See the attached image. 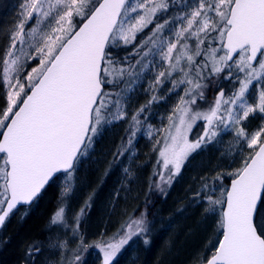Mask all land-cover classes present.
<instances>
[{
  "label": "snow or ice",
  "instance_id": "snow-or-ice-1",
  "mask_svg": "<svg viewBox=\"0 0 264 264\" xmlns=\"http://www.w3.org/2000/svg\"><path fill=\"white\" fill-rule=\"evenodd\" d=\"M175 8L176 0L171 6L169 0H25L23 18L0 61V227L18 205L32 204L61 177L64 194L70 191L73 174L94 139L106 125L127 116L130 96L120 85L129 79L134 83L144 69L159 63L164 70L150 87L166 80L171 91L187 87L168 116L157 160L168 174L155 173L160 181L156 187L164 191L161 184H170L191 152L222 130L234 129L237 143L247 145L248 156L235 171L215 177H231L230 185L220 187L219 197L215 181L212 188L206 185V191L197 193L207 201L209 212H216L217 205L221 209L222 238L202 264H264V124L249 132L243 123L256 112L264 114V0H187L171 19L157 18V13ZM28 20L37 26L26 32ZM153 23L150 34L134 44L137 34ZM26 38L31 41L28 53L22 50ZM129 44L138 59L125 65L114 59L113 50ZM31 60L38 61L37 66L22 73ZM221 73L238 86L228 95L219 88L214 102L200 110L197 101L206 100L203 90L210 87L204 81ZM254 82L260 91L258 102L250 104ZM157 99L153 96L131 116L130 136L118 155L132 146L141 116ZM197 121L204 122L202 135L189 140ZM65 213L64 206L58 207L50 224L69 228ZM79 227L78 216L70 239L52 245L70 254L66 264H81L79 252L88 248H99L102 264H113L134 238L149 232L143 213L103 243L88 244ZM73 242L76 247L69 248ZM39 252L30 245L27 254Z\"/></svg>",
  "mask_w": 264,
  "mask_h": 264
},
{
  "label": "rangeland",
  "instance_id": "rangeland-1",
  "mask_svg": "<svg viewBox=\"0 0 264 264\" xmlns=\"http://www.w3.org/2000/svg\"><path fill=\"white\" fill-rule=\"evenodd\" d=\"M185 2H187V0H176V8L166 14L157 13L158 18L163 16L164 18L171 19L174 12L179 13L181 3ZM24 3L25 0L22 1L18 9L15 21L16 26L23 18L22 12ZM169 3L171 6V0H169ZM160 22L163 21L160 20ZM154 23L151 24L150 30L154 27ZM46 24L47 21H45L44 24L39 25L41 30H45ZM36 26L37 25L33 20H28L25 23V31L27 32L30 27ZM11 36L7 51L12 43ZM30 42L31 41L26 38V42L22 48L23 52L28 53L31 51L28 47ZM17 49V54H19L21 46L17 45ZM136 59H138V57H136ZM136 59L132 64H135ZM149 59H151V57ZM155 59L159 62L158 56ZM37 64L38 61L36 60L29 61L28 66L22 69V73L24 71H30L31 67L37 66ZM162 70H164V68L157 63L154 67L144 69L140 78L135 80L134 83L129 79L127 85H120L121 88L126 90L125 94L130 96V100L126 106L127 116L124 119L114 120L111 124L106 125L102 134L94 139V143L88 155L83 157L77 166V169L73 174L74 179L71 181L72 185L70 191H68L66 195L64 194V186L66 182L62 177L55 185L51 186V189L48 192H44L37 200V202L45 200L40 215L45 221L49 220L50 231L54 233L51 242H47L42 247H39L40 252L44 250L43 252L48 255L45 257L46 260L44 264L46 262L47 264H61L62 260H64L66 264V261L71 258L67 251L53 248L52 245L58 241L70 239L72 235L71 229L76 226V218L78 216L80 225L79 231L84 235L88 244H95L103 243L112 238L118 233L121 226L130 218L139 216L141 213L144 214L145 211L143 212L140 208L138 209L139 202L136 200L137 197H139L138 188L146 189L148 185L151 172L153 171V164L157 163V160L159 159L158 149L162 147L164 143L166 129L169 125L168 116L173 114L174 109L180 102V97L184 95L185 87H187L186 85H181L175 91H171L172 84L167 80L156 88L150 87V85L154 83L157 73ZM224 75L225 73H221L219 77H210V87L207 89L205 88L209 100H214L216 91L219 90V84H222L223 81H228L223 79ZM173 78L179 79L178 76H174ZM224 82L223 84L225 85L223 86V89L225 90V94L228 95L229 91L233 89V83L230 81H228V83ZM116 91H119V89H116ZM259 91L260 84L254 82L248 94L250 104L258 102ZM153 96L158 97V99L154 101L141 116L142 123L135 136L132 137V146L124 153V155H118V152L123 149V146L126 144V141L130 136L128 130L131 124V116L142 106L147 105L148 101L151 100ZM199 123L203 125L204 122L197 121L193 126L192 131L189 133V140L191 139L190 135H195L196 138L199 135H202V125L200 126ZM243 123L248 126L247 130L249 132L258 130L259 127L264 124V114L256 112L253 115H250L248 120ZM149 131H151V135H149ZM107 140H111V146L105 145ZM157 141L160 143L158 144ZM248 153L249 150L247 149L246 144L237 143L234 129H224L215 140L210 143L202 144L200 148L191 152L182 165L180 173L175 175L176 179L173 177L174 179L172 178L170 184H163L166 186L163 187L164 191L162 192V196H164L165 199H168L174 184L181 181L180 179L185 176V172L197 167L201 169L195 177L196 183L199 185L201 184V186L195 195H192V197L189 198L191 200L190 204L192 208L199 216L197 219L198 223H202L204 220L207 222L199 227V233H203L206 236H204L205 241L202 242L203 246H205L204 249L213 242L219 230L221 233L219 225L221 209H219L217 205L216 212H209L207 201L202 199L197 193L206 191V185L207 188L208 186L209 189L212 188L213 181H215L217 175H223L235 171L238 165H242V161L248 156ZM198 160H200L201 163ZM126 169L127 171H125ZM161 171H165V176H167L168 173L166 170L162 169V166ZM85 172L86 174L83 179ZM155 180L160 182L158 175H155ZM186 183L188 184L189 182ZM156 184L157 183H155L154 186ZM215 184L217 186L215 195L219 197L220 187L227 186H225L223 180L215 181ZM167 187H169V189L166 191ZM47 199H51L52 204L49 210L45 211L47 208ZM129 201L132 203L131 205L127 204ZM60 206L66 208L65 217L69 224V228L67 229L59 225L50 224L54 211ZM81 212H83L82 215ZM134 212H138L137 215H133ZM14 215V220L19 218L18 213H15ZM36 216L29 217V219L23 218L19 223H27V220L29 223H32L36 220ZM45 221H43L42 236L49 229ZM173 227V224L168 221H150L149 232L142 235L141 239L134 238L135 242H130V245L126 246L125 250H122L116 258L121 260V264H124L125 258L131 253L130 258L137 261L139 250L151 245L155 236H159V242L156 243L157 245L155 248H161L164 250L168 246L167 237L169 234H172L173 229H175ZM189 233L190 231L187 232V234ZM145 238L149 240L147 245L144 244ZM160 244L161 246H159ZM75 247L76 242L69 245V248ZM168 249L170 248H167V250ZM133 252L136 253L133 254ZM79 255H83L81 257H84V255H89V257H103V253L99 248L81 249ZM193 259L187 261L185 264H194Z\"/></svg>",
  "mask_w": 264,
  "mask_h": 264
},
{
  "label": "trees",
  "instance_id": "trees-1",
  "mask_svg": "<svg viewBox=\"0 0 264 264\" xmlns=\"http://www.w3.org/2000/svg\"><path fill=\"white\" fill-rule=\"evenodd\" d=\"M22 1L23 0H0V61L3 60L8 49L10 36L15 29V21L18 9ZM150 27L151 25L145 28L143 32L137 34L134 44L139 43L142 38H146V36L150 32ZM113 54L114 59L124 62L125 65L127 63H133L136 59V56L134 55L133 44H129L127 46L121 45V47L113 50ZM125 57H127L128 59L125 60ZM0 67H2V65H0ZM223 82L222 84H219V88H223V86L225 85L223 84ZM204 83L210 84L209 80L204 81ZM224 83H228V81ZM235 86L237 85L233 83V88ZM203 91L206 100L197 101L200 106V110L202 111L206 110L208 106L214 102L213 99L212 101L208 99L205 89ZM2 95L3 90L0 89V96ZM199 125L201 126L202 124L199 123ZM190 136V140L196 139L195 135ZM111 143V140H107V143L105 145L111 146ZM239 167L241 166L238 165L237 169ZM152 170L153 171L151 172V176L146 189L138 188L139 197H137L136 199L138 200L137 202H139L138 209L140 208V210H142L143 212L145 211L144 214L147 218L148 223L152 220L157 222H159V220H163L164 222L168 221L173 224V228L175 229H173V233L169 234V236L167 237L168 246L164 250H162L161 248H155V246L157 245L156 243L159 242V236H155L151 245L139 250L137 261L132 260L130 258L131 253H129L125 258L124 264H185L187 261H190L193 258L194 264H202L203 258L212 254L210 250L213 249V246L216 244V241L220 239L221 235L219 230L213 242L204 249L205 246H203L202 242L205 241L206 236L203 233H199V227L203 226V224L207 222L204 220L202 223H198L197 219L199 218V216L190 204V198L192 197V195H195V193L201 186V184L199 185L195 180L197 173H199L201 169L197 167L185 172V176L180 179L181 181L174 184V187L168 199H165V197L162 196L163 191H161L160 188H157L156 185L154 186L155 183H160L155 180V173L161 171V165L154 163ZM85 174L86 172L83 175V179L85 177ZM174 178L176 179L175 176ZM230 179L231 177L225 176V178L223 179V183L225 184V186H228ZM58 180H56L55 183H50L44 189L42 194L44 192H48L51 189V186L55 185ZM186 182L189 183L187 184ZM165 186L166 185L161 184V187ZM168 189L169 187H167L166 191ZM41 195L38 197V199L41 197ZM37 200L28 207H20L15 210L12 214H10V216L4 223L0 231V264H44L46 260L45 257L48 256L45 252H43L44 250L42 252H39L38 254H34L32 257H29V255L27 254L30 245L42 247L47 242L52 241V236L54 234L52 231H50L51 228L49 225V220L45 221V219H43V217H41L40 215V213H42V205L45 200H41L40 202H37ZM46 202L47 208L45 209V211L49 210L52 204V200L47 199ZM127 204L131 205L132 203H130L129 201ZM217 207L220 209L219 205ZM15 213L19 214V218H16L14 220L13 217L15 216ZM137 213L138 212H134L133 215H137ZM33 216H36V220L32 223H29L28 220L27 223H19L21 219H29V217ZM43 221L46 222L49 229L42 236V227L44 225ZM188 231H190L189 234H187ZM141 237L142 236L137 238L141 239ZM159 246H161V244ZM167 248L170 249L167 250ZM135 253L136 252H133V254ZM81 256L83 255H80V257ZM100 256L89 257V255H84V257H81V264H102V258ZM118 260V258H115L113 264H121V260ZM45 264H47V262Z\"/></svg>",
  "mask_w": 264,
  "mask_h": 264
},
{
  "label": "water",
  "instance_id": "water-1",
  "mask_svg": "<svg viewBox=\"0 0 264 264\" xmlns=\"http://www.w3.org/2000/svg\"><path fill=\"white\" fill-rule=\"evenodd\" d=\"M230 185V181H229V184ZM47 187V186H46ZM43 191V190H42ZM42 193V192H41ZM31 205V204H30ZM25 206H29V205H18L16 209L20 208V207H25ZM14 209V211L16 210ZM2 227H0V230H1ZM222 238V236L220 237V239Z\"/></svg>",
  "mask_w": 264,
  "mask_h": 264
}]
</instances>
